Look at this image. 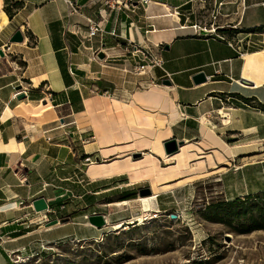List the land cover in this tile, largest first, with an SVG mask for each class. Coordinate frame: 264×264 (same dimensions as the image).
I'll use <instances>...</instances> for the list:
<instances>
[{"label": "crops", "instance_id": "crops-1", "mask_svg": "<svg viewBox=\"0 0 264 264\" xmlns=\"http://www.w3.org/2000/svg\"><path fill=\"white\" fill-rule=\"evenodd\" d=\"M166 3L180 14L155 34L163 44L157 54L170 77L155 68L152 75L136 74L139 77L133 79L128 66L135 65V60L127 48L129 41L137 42L140 37L144 42L145 37L131 14L143 16L149 26L148 7L144 15L137 13L140 3L133 2L121 11L107 8L105 31L115 29L118 36L104 32L89 37L87 20L101 19L102 0H0V12L7 16L0 33H9L5 39L0 37V49L19 53L22 61L18 66L15 58L11 64L7 53L0 59V264H10V253L27 250L36 240L52 244L73 236L84 239L78 231L62 232L69 225H86L80 220L82 215L56 226L46 224L59 218L58 213L66 217L61 209L75 199L90 203L95 195L111 190L100 185L102 179L125 174L131 178L122 173L128 172L129 161H133L128 157L131 151L151 152L157 147L162 156L164 143L172 138L182 143L176 152L181 153L171 157L172 166L191 168L199 159L195 154L207 162L205 154L214 156L215 148L223 159L220 151L227 155L222 147L228 144L234 157L223 164L233 162L235 167L222 174L227 190H238L232 181L238 176L242 180L239 190L245 191L240 195L264 191L255 182L256 176H264V150L259 148L264 143V82L252 60L262 61L264 54L258 49L246 57L251 35L256 41H261L259 34L264 37V0H211L215 7L207 9L204 18L181 13L185 3L179 0ZM212 22L228 41L178 29ZM17 30L23 32V42L10 41ZM13 44L23 47L17 51ZM97 50L106 53L105 61L93 60ZM111 59L126 62L121 64L124 69L115 64L122 70L119 77L125 85L106 78L113 72L103 62ZM198 74H204L206 81L195 82ZM23 80L29 82L30 88H24L28 101L19 103L15 93ZM86 113L90 120L93 116L94 127L78 124ZM234 139L239 145H230ZM87 157H102L103 162L83 168ZM219 165L208 171L219 172ZM147 166L144 176L150 180L155 169ZM171 175L172 180L180 177ZM124 196L121 201H128ZM41 197L47 200L48 211L35 210L33 202ZM89 206L93 205L81 208Z\"/></svg>", "mask_w": 264, "mask_h": 264}, {"label": "rangeland", "instance_id": "rangeland-1", "mask_svg": "<svg viewBox=\"0 0 264 264\" xmlns=\"http://www.w3.org/2000/svg\"><path fill=\"white\" fill-rule=\"evenodd\" d=\"M137 1L138 0H133L135 4H138ZM168 1L173 3V0ZM179 1L180 3H185L183 4L185 6L179 9V11L186 16L197 14L199 18H202L203 15L207 13V9L209 10L210 7H215L214 4L210 5L211 0ZM155 2H159L160 4H156ZM163 3L167 5V9L164 7ZM218 6L220 5L218 4ZM146 7L149 9V26L146 25L143 16L139 17L135 13H132L131 17L133 19L135 17L136 19L134 20H136V24L143 28L142 34L145 37V41L141 42L139 37L140 43L150 49L151 53L157 54L160 48L156 47L158 43L155 38L156 32L162 27L168 26L170 20L173 18L178 19L179 16L174 14V8H171L166 3V0H152L148 6L144 7L140 5L139 9H137V13L139 15H144ZM169 13H172L175 17L167 16ZM159 15H166V17L158 18ZM6 23L7 16L1 11L0 30ZM152 24L155 26V30ZM147 30H150V32L146 33ZM261 34H259L261 41H256L254 35H251L250 52L246 54V57H250L252 54L249 53L258 49H262L261 53L264 54V37L263 34ZM8 35L9 33L6 31L0 33L2 39H5ZM139 41L137 40V43H139ZM22 47L23 46L20 44H13L12 49L19 51ZM5 52L9 56L8 58L11 64L12 60L17 58L18 66L21 65L22 61L19 59V53H9L10 50H8L7 47ZM127 55L122 58L127 59ZM106 58L101 59L98 56V59L101 61H105ZM252 60L255 64H258L256 66L259 73L258 76L260 78L262 77L261 81L264 82V60ZM10 62L7 63L10 64ZM103 63L107 64V70L113 72L106 75L107 79L114 80L120 85L126 84L124 78L121 79L119 77L120 72H122L119 68L124 69L125 66L121 64L126 62L114 61L111 59ZM117 63L120 64V66L116 69L115 64ZM133 65L134 63L128 66V74L134 79L139 76H136ZM28 83L27 80H23V82L20 83L22 88L16 97L19 103L21 101H28L26 93H23L25 92L24 88H30ZM55 114L56 113H53L52 117L56 118L57 115ZM86 115L85 119L78 118L77 122L80 127L90 126L91 124L93 126V116L90 120L87 113ZM75 129L76 128H71V130ZM237 140L238 139L232 140L230 145H239L240 142ZM226 145V147L222 148L225 149L224 151L228 156L223 153L222 150V152L220 151V153L225 156L223 159L217 156L219 152L218 148L212 151L215 152V155H211V157H213V160L217 161L216 166L220 164L218 168L219 172H209L210 169H212L210 168L211 157L205 154V157L208 156V161L205 162V160H202L207 165V167L202 169L205 171L204 173H194L199 167V160H196L194 162L198 165L197 168H193L195 163L192 162V167L189 168L190 170L188 169L190 172H187V174L191 172L193 174L187 175L184 173V175L187 176L171 182L170 187L164 189L157 195L153 193L149 176H144L145 173H148L146 172L148 170V164L145 163V156L143 152L134 149L128 157H131L133 162L138 163L135 167L138 166L137 168L143 173L142 178L138 176L135 180H132L125 174L121 177H114L112 179H102L100 185L104 184L105 186L103 188L111 187L112 189L103 191L101 195H95V199L90 202L93 206L83 209L81 207L90 203H85L83 201L84 199H75V201L68 204L69 206H67V208L63 207L64 209H61V211H65L64 214H66V217L62 218L60 213H58L59 218H54L59 219L63 224L64 222L72 221L71 217L73 215H82L80 220L84 221L86 225H69L68 227H64L62 232L72 233L78 231L80 236H86L84 239L73 236L52 244H47L42 240H36V242H32L29 245L27 250L22 249L10 253L8 257L9 263L264 264V217H262L263 213H259V206L261 204L264 208V192L253 194V196H259V198L256 199V201L250 199V203L254 204V202H256V205H254L252 209H250L248 207L249 205L246 203L238 204L234 208H229L225 205V202L238 197L236 196L237 194L245 192L239 190V184L242 180H240L238 176L232 178L238 190L231 189L228 191L225 187L226 183L225 180H223L222 174L226 172L228 168L235 167L233 162L231 165L229 163L223 164L229 157H234L229 145ZM259 148L264 150L263 143ZM146 152H148V150ZM179 153H181V151ZM179 153L171 155L165 153V155L169 158L177 156ZM156 157H160L158 159L164 167L169 165L165 164V158L163 156L156 155ZM89 158L90 160L85 158L86 164L83 168H87L89 163L103 162L102 157H100L99 160L94 157ZM175 164H177V162H175ZM122 173L128 172L123 171ZM128 174L130 175V173ZM121 178L127 179L124 180ZM255 182L258 183L259 186H264V176H256ZM86 187L87 189L89 188L88 186ZM149 187L152 191L151 196L141 197L140 191ZM130 192H136L137 194L134 198L122 202L121 199L123 196ZM231 196L234 197L232 198ZM239 196L242 199L247 198V195L239 194ZM140 198H147V201H141L139 200ZM245 211L247 214L246 218H234V213H243ZM68 213L69 215H67ZM97 214H104L106 216L105 219L107 223L101 228L92 225L89 221L90 216ZM171 214H176L178 216L177 219L170 218ZM140 219L143 221L142 224H140ZM51 220L52 219H50V221ZM57 224L52 226H56ZM120 224L123 226L118 227ZM246 230L251 231L244 232ZM93 237L96 238L92 239Z\"/></svg>", "mask_w": 264, "mask_h": 264}, {"label": "built area", "instance_id": "built-area-1", "mask_svg": "<svg viewBox=\"0 0 264 264\" xmlns=\"http://www.w3.org/2000/svg\"><path fill=\"white\" fill-rule=\"evenodd\" d=\"M151 0H138L137 3H140L142 6H148ZM133 3V0H102V4L105 6V9L100 11V20H94L91 18H88L87 23V32L89 37H95L99 34H103L105 31V23L107 22L108 18V12L107 8L110 10H124L128 7H132L131 4ZM219 5H222L220 3ZM178 16L180 15L179 12L176 10L174 11ZM219 13H216L212 16V18L215 20L217 18V15ZM179 19V18H178ZM215 23H211L209 26L202 25L200 23H193L190 25H181L178 27V29L186 30L190 29L191 34L194 36H215L217 38H220L221 40L228 41L227 38L218 32L219 26H214ZM155 30V28H154ZM153 30V31H154ZM148 32V31H147ZM111 36H118L115 29H112L110 31H107ZM232 44L231 42H229ZM162 43L156 44V47L161 48ZM129 48H127L129 54L134 58L135 65L134 70L136 71L137 75H152V72L155 68L162 69L165 73L166 70L164 69V61L162 58L158 56V54H153L150 52V49L146 48L142 43H137L136 41H129ZM98 53L99 50H97L93 55V60L98 59ZM97 55V57H96ZM139 61H137V60ZM166 77H170V75L167 73ZM26 93V92H25ZM27 94V93H26ZM18 95V91H16L15 96ZM264 145V143H263ZM90 160V158H86ZM22 203V202H21ZM104 215V214H103ZM106 218V216L104 215ZM145 217V216H143ZM48 220V219H47ZM59 220V219H58ZM60 223V220H59Z\"/></svg>", "mask_w": 264, "mask_h": 264}, {"label": "bare ground", "instance_id": "bare-ground-1", "mask_svg": "<svg viewBox=\"0 0 264 264\" xmlns=\"http://www.w3.org/2000/svg\"><path fill=\"white\" fill-rule=\"evenodd\" d=\"M156 3V2H155ZM154 4V3H153ZM156 4H160L159 2L158 3H156ZM164 7H167L166 5H164ZM227 122V121H226ZM225 146H227L226 144H225ZM199 149V148H198ZM225 150V149H224ZM159 151H158V149H157V147H154L153 149H152V151L151 152H143V154H144V156H145V158H146V163L148 164V165H150V166H152V167H154V169H155V174H154V176L150 179V181H151V184H152V188H153V193H154V195H157L158 193H160L161 191H163L164 189H166V188H168V187H170L171 186V182H174L175 180H172L171 178H172V173H174V174H176V175H180V177L179 178H183L184 176H187V175H190V174H193L192 172L191 173H189V174H187V172H190L188 169H186V170H180V169H178L176 166H172V158L171 157H169V158H167L166 157V155L165 154H161L164 158H165V164H169V166H167V167H164L162 164H161V161L158 159V158H160V157H156V155H158L159 156ZM195 156H197V158H199L198 160V163H199V167H198V169L197 170H195L194 171V173L196 174V173H200V174H202V173H204L205 171L204 170H202V169H204L205 167H207V165L204 163V161H202L200 158H202L201 157V155H199V154H195ZM209 157H211V155H209ZM144 158V159H145ZM213 157H211L210 158V168H214V167H216V165H217V161H215V160H213L212 159ZM130 163H129V165H128V173H130V176H131V179L132 180H135V178L136 177H138V176H140L141 178H142V175H141V170L139 169V168H137V167H135L138 163H135V162H133V161H129ZM222 162V161H221ZM92 164V163H91ZM94 164V163H93ZM140 164V163H139ZM175 164V163H174ZM95 166V165H94ZM96 166L98 167V168H100L101 166H100V164H96ZM143 166V165H142ZM169 167L171 168V169H169ZM100 170V169H99ZM105 170V169H104ZM172 172V173H171ZM184 173L185 174H187V175H184ZM183 180V179H182ZM177 183V182H176ZM174 184V183H173ZM148 196H151V195H148ZM143 197H146V196H143ZM139 200H141V201H147V198H140ZM143 223V221H142V219H140V224H142ZM120 226H123V225H119L118 227H120Z\"/></svg>", "mask_w": 264, "mask_h": 264}, {"label": "water", "instance_id": "water-1", "mask_svg": "<svg viewBox=\"0 0 264 264\" xmlns=\"http://www.w3.org/2000/svg\"><path fill=\"white\" fill-rule=\"evenodd\" d=\"M11 42H23L24 41V34L21 30H17L11 37L10 39ZM166 48H168V45H166ZM6 56V52H5V48H1L0 49V58L1 57H5ZM99 57L101 59H104L106 57V54L103 50H101L99 52ZM206 81V76L204 74H198L196 77H195V82L197 83H201V82H204ZM243 83L245 84H250L251 82L249 80H246V79H243L242 80ZM167 84H169L170 82L168 80H166ZM21 88L22 86L19 85L17 86V91H21ZM25 93V92H23ZM20 98V97H19ZM46 100H43V102H45ZM182 145L181 142H178L175 138H172L170 140H167L165 143H164V146H165V150H166V153L171 155V154H174L176 153L178 150H179V146ZM152 191L151 189L149 188H146V189H143L140 191V196L143 197V196H148V195H151ZM33 206L35 208V210L37 212H43V211H48L49 210V204L47 203V200L44 198V197H41V198H38L36 200H34L33 202ZM177 215L176 214H171L170 215V218L172 219H177ZM89 221L92 225H95L97 226L98 228H101L103 226L106 225V219L104 217L103 214H97V215H93V216H90L89 217ZM59 223V220L58 219H54V220H51L49 222H47V226H52V225H55Z\"/></svg>", "mask_w": 264, "mask_h": 264}, {"label": "trees", "instance_id": "trees-1", "mask_svg": "<svg viewBox=\"0 0 264 264\" xmlns=\"http://www.w3.org/2000/svg\"><path fill=\"white\" fill-rule=\"evenodd\" d=\"M187 5V4H186ZM185 6V5H184ZM262 192H264V191H262ZM136 192H132V193H129V194H125V196L124 197H127V198H125V199H129V198H134L135 196H136ZM247 198L246 199H242L240 196H238V197H236V198H234V199H232V200H229L228 202H225L226 204L225 205H227L229 208H234L235 206H237L238 204H248L249 206V208L250 209H252V207L254 206V205H256V202H254V204H252V203H250L249 201H251L250 199H253V201H256V199H258L259 198V196H253V194H248L247 196H246ZM264 198V197H263ZM259 205V204H258ZM223 206V205H222ZM221 206V207H222ZM259 213H263L262 214V217H264V208H263V205L261 204L260 206H259ZM247 214H246V211L245 212H243V213H240V212H236V213H234V218H246L247 216H246ZM254 219V218H253ZM257 221V220H256ZM256 226H258L257 224H255ZM254 229H258V228H254ZM253 229V230H254ZM251 230H246V231H244V232H250ZM244 232H242V233H244Z\"/></svg>", "mask_w": 264, "mask_h": 264}]
</instances>
